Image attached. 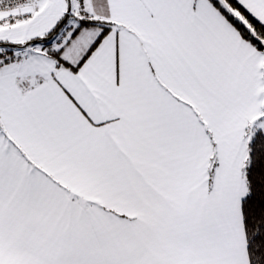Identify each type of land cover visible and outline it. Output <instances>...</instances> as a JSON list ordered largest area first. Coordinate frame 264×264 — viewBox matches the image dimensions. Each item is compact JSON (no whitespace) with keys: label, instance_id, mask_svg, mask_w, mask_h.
I'll return each instance as SVG.
<instances>
[{"label":"snow or ice","instance_id":"1","mask_svg":"<svg viewBox=\"0 0 264 264\" xmlns=\"http://www.w3.org/2000/svg\"><path fill=\"white\" fill-rule=\"evenodd\" d=\"M0 264H264V0H0Z\"/></svg>","mask_w":264,"mask_h":264}]
</instances>
